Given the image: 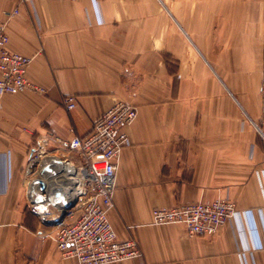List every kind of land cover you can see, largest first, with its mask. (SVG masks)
Here are the masks:
<instances>
[{
	"label": "crops",
	"instance_id": "1",
	"mask_svg": "<svg viewBox=\"0 0 264 264\" xmlns=\"http://www.w3.org/2000/svg\"><path fill=\"white\" fill-rule=\"evenodd\" d=\"M0 18L44 89L0 95V264H79L45 236L25 168L40 135H88L116 100L138 115L109 217L143 255L106 264H264V0H0ZM227 196L239 215L213 235L151 222Z\"/></svg>",
	"mask_w": 264,
	"mask_h": 264
},
{
	"label": "built area",
	"instance_id": "2",
	"mask_svg": "<svg viewBox=\"0 0 264 264\" xmlns=\"http://www.w3.org/2000/svg\"><path fill=\"white\" fill-rule=\"evenodd\" d=\"M18 13L15 9L8 17ZM9 42L7 21L0 18V95L43 91L28 76L33 57L12 50ZM63 104L74 108L76 96H65ZM137 115L136 105L116 100L96 119L88 135L64 138L45 133L30 151L25 168L30 206L41 219H61L45 236L54 239L64 257L75 258L79 264H106L143 255L138 239L119 238L109 217L119 159L130 144L126 127ZM252 122L264 139V72L260 113ZM235 214L239 215L236 203L227 196L155 207L151 222L180 223L190 234L212 235Z\"/></svg>",
	"mask_w": 264,
	"mask_h": 264
},
{
	"label": "rangeland",
	"instance_id": "3",
	"mask_svg": "<svg viewBox=\"0 0 264 264\" xmlns=\"http://www.w3.org/2000/svg\"><path fill=\"white\" fill-rule=\"evenodd\" d=\"M264 72V71H263ZM263 75V74H262ZM261 82H262V80H261ZM261 87V86H260ZM135 105V104H134ZM138 109V108H137ZM252 120H255V119H252ZM254 125V124H253ZM255 127V126H254ZM255 129H256V127H255ZM256 131H257V129H256ZM257 133H258V131H257ZM258 135H259V133H258ZM259 137L260 138H262L260 135H259ZM263 139V138H262ZM264 140V139H263ZM202 201V200H201ZM236 216L238 215V214H235ZM39 218L41 219V217H40V215H39ZM230 219H232V218H230ZM229 219V220H230ZM43 222H45L46 223V221H48V219H45V218H43V219H41ZM49 221H54V220H49ZM59 223V222H58ZM57 224V223H56ZM51 225H55V224H51ZM50 225V226H51ZM200 235H207V234H200ZM213 235V234H212ZM141 247V246H140Z\"/></svg>",
	"mask_w": 264,
	"mask_h": 264
},
{
	"label": "water",
	"instance_id": "4",
	"mask_svg": "<svg viewBox=\"0 0 264 264\" xmlns=\"http://www.w3.org/2000/svg\"><path fill=\"white\" fill-rule=\"evenodd\" d=\"M61 219H57V220H54V221H46L47 224H56L58 222H60Z\"/></svg>",
	"mask_w": 264,
	"mask_h": 264
}]
</instances>
